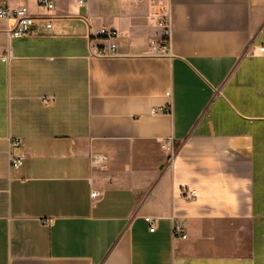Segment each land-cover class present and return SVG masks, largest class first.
<instances>
[{"label":"crops","instance_id":"0c3cea01","mask_svg":"<svg viewBox=\"0 0 264 264\" xmlns=\"http://www.w3.org/2000/svg\"><path fill=\"white\" fill-rule=\"evenodd\" d=\"M78 1L0 0V264H264V0Z\"/></svg>","mask_w":264,"mask_h":264},{"label":"built area","instance_id":"2783aa9c","mask_svg":"<svg viewBox=\"0 0 264 264\" xmlns=\"http://www.w3.org/2000/svg\"><path fill=\"white\" fill-rule=\"evenodd\" d=\"M36 5L44 10L53 11L55 9V5L53 0H35ZM129 2L138 1V0H127ZM78 3L80 5H84V0H79ZM13 20L14 26L7 33L10 38L18 39L27 36H33L36 31L35 19L27 14L25 9H10L9 7H1L0 8V20ZM162 26H165V35L164 40L161 43L152 44L153 55L163 56L168 53V37H169V29L167 27L166 20H163L161 23ZM45 29H51L52 26L50 22H46L44 25ZM96 39L103 40L107 43L106 48L97 49L95 52V56L98 58H113L117 56V40L119 38V34L117 30L113 28H101L95 32ZM19 142H14L13 145L17 146ZM165 150H170L169 146H163ZM91 162L95 168H98L105 164L104 156H95L92 157ZM11 165L13 169L18 170L21 166V159H12ZM97 196L96 192L91 193V198H95ZM190 197H193V192L190 193ZM146 221L149 225V231L153 232L155 230V222L153 218H146ZM173 236L179 239H185L186 234L183 228L180 225L175 224L172 229Z\"/></svg>","mask_w":264,"mask_h":264}]
</instances>
